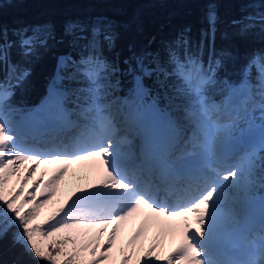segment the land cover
<instances>
[{
    "label": "snow or ice",
    "instance_id": "obj_1",
    "mask_svg": "<svg viewBox=\"0 0 264 264\" xmlns=\"http://www.w3.org/2000/svg\"><path fill=\"white\" fill-rule=\"evenodd\" d=\"M206 19L209 31L205 35L214 41L217 16L212 7ZM260 19L264 21V16ZM248 27L251 25H246L244 30ZM28 31L29 29L17 31L16 35L19 39L13 42L7 40L4 30L0 28V62L7 63L12 73L17 71V66L10 64L8 53L14 44H18L23 57H28L37 45H46L47 39L52 35L47 26L31 29L32 35H27ZM65 34L73 37L74 46L83 41V46L94 52L104 47L111 49L115 40L110 26L102 21H98L90 28L82 24L70 23L65 27ZM134 58L142 74L134 77L133 92L138 98L142 99L149 94L143 83L144 76H151L156 72L157 83L162 87L169 76H175L186 86V88H177L176 91L182 95H194L196 99L192 104L198 105L200 116L204 117V120L212 122V116L219 109L215 105L208 104L206 102L208 98L203 93L206 86L217 83L215 73L220 67V60L210 61L209 67L204 69L196 59L186 57L182 62L175 54H171L168 62L170 70L161 67L158 59L153 61L156 63V68L149 70L144 65L143 57ZM257 59L264 61V57ZM80 63L86 66L80 70L82 74L96 84V88L90 90L96 94L93 98L95 101L99 98L100 89L103 87L97 84V81L101 78L100 73L105 71L108 65L99 57H89ZM252 63L255 64L256 60ZM66 66V61L62 59L60 67ZM259 67L261 76L258 85H252L247 80L248 68L243 70L242 75L245 79L239 85L223 82L229 90V99L235 96L242 109L247 110L250 104L258 106L261 119L259 147H254L245 154L246 164L243 167L232 166L229 170L221 172L209 164L207 167L214 174L201 173L200 180L203 187L198 191L193 189L191 199L187 203L177 202L173 205L166 199H161L160 193L164 189L159 185L151 181L141 182L138 177L129 178L124 174L117 165L112 141L109 139L107 144L104 143L105 138L116 131L111 120L107 118H92L101 130L95 139L77 143L71 152H53L47 158L22 150L17 144L16 136L0 120V206H2L0 216L5 221V226L0 228V236L6 233L9 227L15 226L18 229L14 236L15 241L30 251L38 261L47 264H108L122 226L147 210L149 215L129 241L131 251L122 250L120 264H155L161 261L162 264H221L210 258V248L213 244V231L218 211L227 195L226 189L241 185L252 188L258 185L264 190V62L260 63ZM129 71L134 70L130 67ZM28 74L24 69L18 79H23ZM159 74L165 79L160 80ZM62 79L63 77H58L50 85V95L58 103H61L66 95L58 86V82ZM0 89H2L0 99H6L10 93L3 89V86H0ZM157 99L158 97L153 98L150 105L156 110H158ZM91 111L92 107L89 106L83 109L80 115L84 119H89L87 113ZM184 111L186 118L196 115L188 109ZM69 116L70 114H66L65 120L67 126L71 128L75 126V122ZM193 123L195 124L191 139L193 148L204 147L209 156L213 155L215 135L208 136L204 121L196 120ZM231 126L230 124L229 127ZM201 136L204 137L203 141L200 140ZM257 152L261 154L257 155ZM83 162H92L97 169H102L103 175L98 184H92L90 189H80L79 194L73 192L51 216L38 223L40 210L56 194L68 167ZM53 164L57 165V168L49 179L43 181L44 173H41L39 178L41 183L37 195L44 197L43 200L37 199V195L24 191L25 184L36 174V168L40 165ZM32 165L36 168H32ZM220 166L228 167L224 162H221ZM21 171L26 175H21ZM166 174H173L172 169L169 168ZM12 177H16L19 182L18 190L15 186L9 187ZM36 183L37 181H33V185ZM152 224L158 229L156 237L158 242L150 244L145 249L142 243L138 244V241H141V237ZM43 225H47V228ZM177 235L180 237V242L172 252L162 258L157 249H162L163 239ZM102 238H104L103 242H101ZM258 255L260 260L253 257L239 264H260L264 261V224L258 241Z\"/></svg>",
    "mask_w": 264,
    "mask_h": 264
},
{
    "label": "trees",
    "instance_id": "obj_2",
    "mask_svg": "<svg viewBox=\"0 0 264 264\" xmlns=\"http://www.w3.org/2000/svg\"><path fill=\"white\" fill-rule=\"evenodd\" d=\"M210 7L217 16L214 41L205 35L209 31L206 17ZM261 16H264V0H0V28L8 41L17 42L19 30L29 29L27 35H32L31 29L39 26H47L52 34L46 45H37L28 57H23L18 44H14L9 50L8 61L17 66L15 73L7 63L0 62V86L10 93L6 99H0L1 107L25 112L39 105L59 69L60 57L67 61L65 75L71 72L73 62L99 57L108 65L105 71H111L116 80L114 95L124 100H130L133 93L134 74L129 68L136 70L134 57H143L144 65L150 70L156 68L155 59L161 67L170 70L171 54L182 62L186 57L196 59L204 69L209 67L210 61L220 60L215 73L217 83L206 86L204 95L208 102L222 101L228 92L224 81L233 85L240 83L246 68L251 70L250 77L254 79L255 64L264 62L257 59L264 57ZM98 21L110 26L115 35L111 49L104 47L94 52L84 47L83 41L74 46L73 37L65 34V27L70 23L90 28ZM246 25L251 27L244 30ZM80 65L83 69L86 67ZM24 69L29 74L18 79ZM73 76L69 80L65 78L61 85L71 97L64 105L68 109H81L88 103L92 95L89 88L93 85L81 71ZM157 78L158 74L153 72L145 78V84L158 92L162 102L181 106L179 110L189 104L192 95L177 98L174 94L181 88V80L169 76L162 87ZM159 79L165 77L159 74ZM100 80L97 84H103ZM4 226L5 221L0 216V228ZM17 232L12 226L0 236V264H47L38 261L15 241Z\"/></svg>",
    "mask_w": 264,
    "mask_h": 264
},
{
    "label": "rangeland",
    "instance_id": "obj_3",
    "mask_svg": "<svg viewBox=\"0 0 264 264\" xmlns=\"http://www.w3.org/2000/svg\"><path fill=\"white\" fill-rule=\"evenodd\" d=\"M63 60L66 61V58H64ZM60 65H61V61H60ZM72 65L73 68L70 69L71 72L68 74L69 76L65 75V70L64 68L61 67L60 70L56 73L53 81H56L58 77H63V79L58 82L59 88L60 85L63 83L64 78H67V80H69L70 78L74 77L73 75L76 72L83 69L82 65H80L79 62L75 61L73 62ZM259 65L260 63H256L254 67V69H257V72L255 73L256 77L254 79H257L258 82H255L254 79H252L249 75L247 76V80L250 81L252 85H257L255 83H260L261 71ZM145 67L149 69L148 66L145 65ZM134 71H135L134 77L142 75L139 68L137 67V64H136V70ZM249 73L250 71L248 72V74ZM112 76H113L112 73L109 74L103 73V77L100 78L101 80L99 81V83H103V84H99V85H103V87L100 89L99 98L95 99L94 101L93 98L96 94L90 91L94 94L92 95L90 104L88 105V107L89 106L92 107V111L87 113L88 115H90V116L87 115L89 119H84L82 117L80 118H82L84 121L85 120L92 121L94 123L92 118L103 119V117H100L99 115H97V113H95L98 111L99 108L106 109L107 105H110V109L115 110V113L113 114L114 118L111 117L110 120L112 124L115 126L116 131L113 134H111V136L106 137L104 143L107 144L109 139L112 141L113 151L116 153L115 159L120 169H121L120 164L131 162L129 157L133 155L135 151L137 152L138 144L133 141V137H132L133 136L132 134H134L133 130L136 127V123H135L136 121L134 123H130L128 121V123L133 127V129L130 126H128L126 122L124 125L120 124L119 120L117 121L118 117H120L118 116V111L122 112V114L124 113V116H126L125 114L129 112L130 115L135 117V119L137 120H142V116H144V118L150 123V127L154 123H159V122L163 123L164 121H169L173 123V130L177 131L184 137L183 145H182L183 148L182 152L185 153L184 159L195 163L202 162V164H200L201 166H203V163H206L208 165L210 164L212 168H215L221 172L229 170V168L232 166H237V165H240L242 167L245 166L246 164L245 154L251 151L254 147L255 148L259 147L260 144L259 125L261 123V119H260V110L258 106H254L250 104L247 110L239 108L238 99L235 96H233V98L230 100L229 93L227 97L223 99V102L219 105H216V103H209L207 100L206 102L208 104L215 105L219 109V111L215 112V114L212 116V122L204 120V117L200 116L198 105L194 106L192 104V101L196 99L194 95H192L189 104L183 106L184 108L182 110L178 109L181 106L174 107L170 103L162 104L160 100H156V105L158 108V110H156L153 109L150 105L152 104L153 98H155L158 93L152 91L151 87H148L145 84V78L149 76L143 77L144 86L149 90V94L144 96L142 99H140L133 92L131 101L128 102L127 104L122 105L119 97L114 95L115 90L117 88L116 87L117 84H116V80L113 79ZM90 83L93 86L90 87L89 90L96 88L95 87L96 84H93L91 81ZM181 88H186V86L184 84H181ZM47 92H48L47 101L46 103L45 101L42 103V105L44 106L42 105L38 107L34 106V108L31 111L21 112V110H16V111L10 109L5 110L3 107L1 108L3 109V111L0 110V120H2L8 126L11 133L16 136L17 144L19 145V147L24 151L33 152L45 158L49 157V155L53 152L73 151L74 146L71 148V150L69 149V147L72 145H76L79 142L86 141L87 139L85 137L89 136L90 134L89 131H92V128L90 127H86L87 129H77L79 130V132H81L80 133L81 136L78 137L75 141L72 136L70 135L66 136L62 134V136L58 139L62 141L63 140L65 141V139L67 140L63 143L59 141L61 144L55 143L56 141H54L53 137L52 139L49 138V142H45V141L39 142L38 137H36L33 133L32 135L27 134V136L24 137L23 136L25 135L24 130L25 129L30 130L29 124L32 121L37 123L43 122V120L49 118L51 114V109H53L54 105L57 103L56 100L50 95V88L47 90ZM174 94L176 95L177 98L178 97L182 98L183 96L176 90L174 91ZM113 97L115 99H113ZM66 98L68 97L65 95L64 99ZM256 99L257 101H259V97H257ZM1 104L2 101H0V105ZM57 106L59 107L58 103ZM186 108L190 111L195 112L196 115L190 118H186L184 111ZM42 112H44L45 116H41ZM22 113L23 114L26 113V114L22 115ZM76 113H79V111L70 112L71 116L76 115ZM196 120L204 121V123L207 126L206 131L209 137L213 135H215L216 137L213 147V155L211 156H209L208 152L205 150L204 147L193 148L192 146L191 139L193 132L195 131V124L193 123V121ZM44 122H47V120ZM230 124L232 125L231 127H229ZM86 126L88 125L86 124ZM143 126L144 125H142L141 128ZM94 127L96 128L97 124L94 125ZM249 129H252L254 133L248 137L246 136V134ZM128 131H133V132L129 134ZM31 138L33 140H31ZM200 140L203 141L204 137L201 136ZM71 142L73 144H70ZM52 144L55 145L56 147H51ZM227 145L236 147L237 148L236 150L240 149L241 146H246L248 148L245 149L247 150L245 154H242V152L240 154H237L235 156L236 160L230 158L229 160L226 161L224 158H220V155L222 154L221 153L222 150ZM188 153H192V154H188ZM218 159H221L224 163L228 165V167L222 168L221 166L215 165ZM204 166H205L204 168L206 169L207 173H209V175L214 174L210 172L207 165L204 164ZM31 167L36 168L35 165H32ZM56 168L57 165L55 164L40 165L38 168H36V174L33 177H31V179L25 184L24 191L27 193H31L33 195H37V191L39 190L41 183V181L39 180L41 173H44L43 181H47L49 177L54 173ZM21 175H26V173L21 171ZM102 175H103L102 169H97V167L93 165L92 162H83L80 164L70 165L68 167L67 173L65 174L64 178L60 181L58 185L56 194L51 198L49 203L45 204V206L40 210V218L38 220V223H42L44 219L51 216L61 206V204H63L64 200L67 199V197L70 196L73 192L79 194L80 189H90V186L92 184H98ZM132 175H136V174L132 173ZM33 181H37V183L33 185ZM13 186H15L17 190L19 189V182L17 181L16 177H12L10 180L9 187H13ZM226 193L227 195L224 199V203L221 205L220 210L218 211V218L213 231V236L215 234L223 233L232 230L234 228L237 231L239 230L242 231L240 242H242L243 244L247 243L248 245H253V247H255V251L253 252L252 258L255 257L257 260H260V257L258 255V241H259L260 233L256 235L251 233L249 236H247L245 227L249 226L251 220H254V222H258L264 216V190H262L258 185L252 188H248L244 185H241L236 188L226 189ZM28 198L30 199L31 196H29ZM37 199L43 200L44 197H40L37 195ZM0 210H2V206H0ZM8 215L10 216L11 214ZM145 219L146 216L144 218L141 216V214H139L136 217L130 219L122 226L121 231L116 239V243L113 247L111 258L108 264H120V260L122 259L123 252L131 251L129 241ZM43 226L47 228V225H43ZM157 234H158L157 227L154 224L150 225L146 234L143 237H141V241H138V244L142 243L143 247L146 249L150 244L154 242H158L156 240ZM235 238L236 235L231 239L232 244L236 241ZM103 239L104 238H102L101 242H103ZM179 242H180V237L178 235L176 237L168 236L163 239V247L162 249L158 248L157 252L163 258L164 256H167L170 252H172ZM89 259H91V257H89ZM155 264H162V261L155 262ZM260 264H264V261H261Z\"/></svg>",
    "mask_w": 264,
    "mask_h": 264
},
{
    "label": "bare ground",
    "instance_id": "obj_4",
    "mask_svg": "<svg viewBox=\"0 0 264 264\" xmlns=\"http://www.w3.org/2000/svg\"><path fill=\"white\" fill-rule=\"evenodd\" d=\"M239 106V105H238ZM239 108H241L239 106ZM157 116V115H156ZM57 118V116H56ZM156 118V117H155ZM155 120V119H153ZM29 121V120H28ZM27 121V122H28ZM26 122V123H27ZM32 123V122H31ZM160 123V122H159ZM155 124V123H154ZM30 125V124H29ZM64 125V128L65 130L67 131L66 132V136L67 134H73L72 133V130L66 125V124H63ZM88 125L90 128H92V131H89L90 134L89 136L85 137L87 140L89 139H95V137L100 134V128L99 126H97L96 128L94 127V124L92 121H88ZM77 127V126H76ZM26 130V129H25ZM162 130H165L167 131V127L165 129H162ZM172 130V129H169V131ZM157 130L155 128H153V136L155 138V141L158 140V135H157ZM24 136V135H23ZM72 136V135H70ZM25 137V136H24ZM167 138H169V141H171L172 144H174L175 146H179V142L182 140L183 138V135H181L180 133L172 130L170 133L167 134ZM61 142H65L64 140ZM166 141L163 137H160V139L158 141H156V144L153 145L154 148H155V152H160V147L161 145L165 144ZM61 144V143H59ZM70 144H73L72 142ZM74 145L70 146L69 149L71 150V148L73 147ZM246 146H241L240 149L236 150L237 148L234 147V146H227L225 148V150H223L220 155V158H224L226 161L229 160L230 158L233 159V160H236L235 159V156L237 154H240L242 152V154H244L245 152H247V150H245ZM60 149H63V148H60ZM140 159V166H139V169L137 170V174L136 175H132L131 173V166H130V162H126L125 164H120L121 166V170L124 172V174L128 175L129 178H132V177H138V179L141 181V182H148V181H151V178H150V173L149 172H146L144 170V167H143V161L141 160L142 158H139ZM215 165H218V162L215 163ZM167 187V186H166ZM162 189H164V191H162L160 193V196H161V199H166L169 203H171V199L174 200L173 197H171L170 194L166 193V191H168L171 187L169 188H165L164 186H161ZM200 188H202V185L201 184H197L193 182V189L195 190H199ZM175 203H177L178 201H173ZM172 202V203H173ZM185 203V202H184ZM149 214L147 212V210H145L144 212L141 213V216L145 218V216L147 217ZM192 220V217L190 216L189 217V221L191 222ZM264 220V216L262 217V220ZM194 227V226H193ZM236 235L237 238H240L241 235H242V231H237L235 228L232 229V230H229V231H226V232H223V233H218V234H215L213 236V244H212V248H214V252H211L214 256V259L216 261H218V255H221L222 254V248L226 245L227 246V250H232L233 252H237L240 256H244V261H248L250 260V258L252 257V249L251 247H249L248 245L246 244H240L239 242H236L234 244L231 243V239ZM226 250V251H227ZM226 251L224 252L223 255H226ZM222 261V260H220Z\"/></svg>",
    "mask_w": 264,
    "mask_h": 264
}]
</instances>
